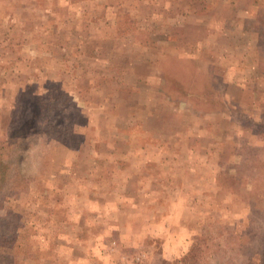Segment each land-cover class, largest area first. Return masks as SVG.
Instances as JSON below:
<instances>
[{
    "label": "rangeland",
    "instance_id": "rangeland-1",
    "mask_svg": "<svg viewBox=\"0 0 264 264\" xmlns=\"http://www.w3.org/2000/svg\"><path fill=\"white\" fill-rule=\"evenodd\" d=\"M0 264H264V0H0Z\"/></svg>",
    "mask_w": 264,
    "mask_h": 264
},
{
    "label": "trees",
    "instance_id": "trees-1",
    "mask_svg": "<svg viewBox=\"0 0 264 264\" xmlns=\"http://www.w3.org/2000/svg\"><path fill=\"white\" fill-rule=\"evenodd\" d=\"M3 163V161L2 160H0V164H2Z\"/></svg>",
    "mask_w": 264,
    "mask_h": 264
}]
</instances>
